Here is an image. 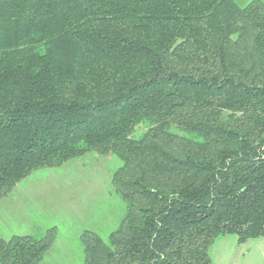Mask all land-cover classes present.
<instances>
[{
    "label": "trees",
    "instance_id": "16d2710c",
    "mask_svg": "<svg viewBox=\"0 0 264 264\" xmlns=\"http://www.w3.org/2000/svg\"><path fill=\"white\" fill-rule=\"evenodd\" d=\"M88 152L121 159L126 210L108 242L82 232L84 264L264 238V1L0 0V199ZM54 234L0 239V264H41Z\"/></svg>",
    "mask_w": 264,
    "mask_h": 264
},
{
    "label": "rangeland",
    "instance_id": "374dc122",
    "mask_svg": "<svg viewBox=\"0 0 264 264\" xmlns=\"http://www.w3.org/2000/svg\"><path fill=\"white\" fill-rule=\"evenodd\" d=\"M234 1L244 5L249 0ZM121 163L115 153L88 152L31 172L0 199V239L41 238L53 227L54 241L41 264H84L82 232L94 231L108 242L125 214V202L111 184ZM208 252L211 264H264V238L239 241L226 234L215 238Z\"/></svg>",
    "mask_w": 264,
    "mask_h": 264
},
{
    "label": "crops",
    "instance_id": "0c3cea01",
    "mask_svg": "<svg viewBox=\"0 0 264 264\" xmlns=\"http://www.w3.org/2000/svg\"><path fill=\"white\" fill-rule=\"evenodd\" d=\"M30 235V234H29Z\"/></svg>",
    "mask_w": 264,
    "mask_h": 264
}]
</instances>
